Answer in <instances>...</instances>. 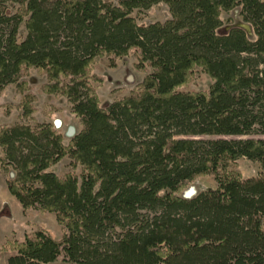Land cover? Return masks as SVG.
<instances>
[{"label":"trees","instance_id":"1","mask_svg":"<svg viewBox=\"0 0 264 264\" xmlns=\"http://www.w3.org/2000/svg\"><path fill=\"white\" fill-rule=\"evenodd\" d=\"M161 2L169 19L138 23ZM233 10L253 37L219 31ZM132 52L151 71L102 106L95 64ZM33 69L80 128L68 143L49 122L0 130L9 192L62 228L8 240V264H264V0H0V93L17 86L24 118ZM198 71L209 88L184 89ZM66 156L79 175L49 169ZM241 158L259 174L243 176ZM204 175L213 189L181 194Z\"/></svg>","mask_w":264,"mask_h":264},{"label":"rangeland","instance_id":"2","mask_svg":"<svg viewBox=\"0 0 264 264\" xmlns=\"http://www.w3.org/2000/svg\"><path fill=\"white\" fill-rule=\"evenodd\" d=\"M118 3L119 0H107ZM133 15L138 23L148 24L155 21H165L171 17L169 6L166 3H158L150 9L138 12ZM224 25L219 29L226 32L231 26L238 25L245 28L249 36L253 37V31L249 24L245 23L238 15L237 10L224 12ZM21 34H24V27H21ZM137 58L134 53L120 58L116 67L108 65L107 58L98 59L93 72L103 78L101 83L93 82L96 88L100 103L107 106L117 98L128 94L137 87L151 71L149 66L145 70L137 67ZM32 92L36 95L34 102L35 111L28 117H23L21 108L22 94L15 84L7 86L0 93V130L3 127L13 125L20 121H27L30 124L49 122L55 129L63 133L65 142L68 143L73 136H68L69 127L73 126L77 132L80 128L78 119L72 113L71 103L63 95L48 94L43 85L46 83V76L33 69L26 77ZM212 83L210 76L202 71H198L192 81L184 87L186 90H207ZM75 132V133H76ZM3 156L0 148V159ZM71 159L66 156L61 161L51 166L49 169L59 176H65L68 172L77 175L81 172V167L71 166ZM238 168L243 176H257L260 167L257 162L247 158L238 161ZM15 175L13 170L6 171L0 166V264H8L7 258L10 251L8 240H21L28 232L44 229L51 233L53 237L59 238L62 235V228L59 225L54 213L49 211L39 212L33 208H24L21 203L12 195L7 186V180ZM216 186L212 175H204L193 180L182 192L184 196H192L202 190L213 189ZM44 264H73L58 261V263Z\"/></svg>","mask_w":264,"mask_h":264},{"label":"water","instance_id":"3","mask_svg":"<svg viewBox=\"0 0 264 264\" xmlns=\"http://www.w3.org/2000/svg\"><path fill=\"white\" fill-rule=\"evenodd\" d=\"M74 133H75V128L73 126L69 127L67 134L69 136H72ZM187 197H189V196H187Z\"/></svg>","mask_w":264,"mask_h":264},{"label":"crops","instance_id":"4","mask_svg":"<svg viewBox=\"0 0 264 264\" xmlns=\"http://www.w3.org/2000/svg\"><path fill=\"white\" fill-rule=\"evenodd\" d=\"M51 263H58V261H56V262H51ZM44 264V263H43Z\"/></svg>","mask_w":264,"mask_h":264},{"label":"built area","instance_id":"5","mask_svg":"<svg viewBox=\"0 0 264 264\" xmlns=\"http://www.w3.org/2000/svg\"><path fill=\"white\" fill-rule=\"evenodd\" d=\"M76 132V131H75ZM75 134V133H74ZM74 134L72 136H74ZM68 135V134H67ZM69 136V135H68Z\"/></svg>","mask_w":264,"mask_h":264},{"label":"bare ground","instance_id":"6","mask_svg":"<svg viewBox=\"0 0 264 264\" xmlns=\"http://www.w3.org/2000/svg\"><path fill=\"white\" fill-rule=\"evenodd\" d=\"M193 195V194H192Z\"/></svg>","mask_w":264,"mask_h":264}]
</instances>
